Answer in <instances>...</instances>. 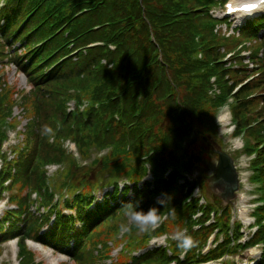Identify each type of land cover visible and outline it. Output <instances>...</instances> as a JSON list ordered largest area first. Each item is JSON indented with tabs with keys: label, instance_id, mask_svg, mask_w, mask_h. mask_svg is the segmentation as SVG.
<instances>
[{
	"label": "trees",
	"instance_id": "obj_1",
	"mask_svg": "<svg viewBox=\"0 0 264 264\" xmlns=\"http://www.w3.org/2000/svg\"><path fill=\"white\" fill-rule=\"evenodd\" d=\"M216 4L215 0H0V58L14 62L36 89L32 103L37 122L29 132L32 151L18 166L13 199L19 205V215L29 206V197L21 195L24 190L37 192L42 205L49 208L42 219L26 215L19 222L20 218L12 215L15 220L10 231L0 235V243L19 239L21 264H33L24 246L27 238L69 255L78 264L90 262L95 242L103 235L108 241L116 238L120 230L112 222L134 201H139L144 211L157 206L161 215L171 211L174 218L168 216L159 231L141 233L131 225L126 234L131 251L155 234L174 233L185 226L194 245L179 264L215 259L227 251L226 242L207 257L197 252L214 226L204 227L206 211L200 229L192 230L196 204L185 203V194L177 184L183 173L207 166L210 146L219 144L215 112L231 97L236 134L248 136L245 152L256 154L253 170L264 196V110L258 109L264 101V55L251 57L261 70L259 77L232 93L248 73L224 61L220 49H232L235 37L214 32L217 21L209 11ZM15 44L19 47L12 53ZM260 49L264 52V46ZM73 52L76 63L69 59ZM213 77L219 90L215 97L209 95ZM0 88L2 119L8 109L4 105L8 90L1 82ZM55 90L57 101L50 105L56 100ZM71 98L77 103L87 99L88 109L66 113L64 105ZM45 126L51 132L45 133ZM2 138L0 128V143ZM66 139L75 142L84 160L92 158L91 151L107 153L81 167L62 147ZM48 162L65 167L52 182L55 193L68 194L60 204H53V194L46 187L42 166ZM146 164L154 178L150 191L147 184L137 187L146 174ZM124 180L133 184L132 197L116 201L117 195L112 193L109 197L114 206L105 203L89 209L96 192L116 189ZM162 192L169 194L163 207L153 202V196ZM213 203L222 207L218 201ZM59 205L75 216L61 215ZM221 210L225 217L228 208ZM53 212L55 220L39 234ZM256 216L260 225L252 243L264 241V206ZM215 227L223 233L228 229L222 218ZM107 242L101 241L106 248L103 257L109 253ZM172 250L175 259L181 250L177 242ZM132 261L167 264L170 258L153 251Z\"/></svg>",
	"mask_w": 264,
	"mask_h": 264
},
{
	"label": "rangeland",
	"instance_id": "obj_2",
	"mask_svg": "<svg viewBox=\"0 0 264 264\" xmlns=\"http://www.w3.org/2000/svg\"><path fill=\"white\" fill-rule=\"evenodd\" d=\"M217 11V10H216ZM218 12H219V10L217 11V14H218ZM216 14V15H217ZM218 16V15H217ZM262 18H264V15L263 16H261ZM263 20H255V21H253L252 22V24L251 25H259L261 22H262ZM244 23V20L243 21H240L238 24L236 23V22H231V26H236V25H238V26H240V25H242ZM222 27V29H224L225 28V26H224V24L221 26ZM262 32L264 33V25H263V27H262ZM1 42V41H0ZM263 44H264V42H263ZM257 47V46H256ZM255 47V48H256ZM0 50L2 51L3 50V48H2V43H0ZM251 51V50H250ZM70 61H72V62H74V63H76L77 61H74V59H73V56L71 55L70 56ZM54 94H55V96H56V100L55 101H52L51 103H50V105L52 104H54L56 101H57V97H58V93H57V91L55 90L54 91ZM34 97H35V94H33L31 97H30V101H32L33 99H34ZM81 101H83V102H87L88 103V107H89V102H88V100L87 99H81ZM29 107V105H27L26 104V108H28ZM88 109V108H87ZM223 133V130L220 132V135L223 137V138H225V136L222 134ZM224 141L226 142V139H224ZM226 144H227V142H226ZM103 151V150H102ZM91 154H92V158L89 160V163H88V165L91 163V161L93 160V159H96V158H101V153H100V151L99 152H96V151H91L90 152ZM103 154H106L107 153V150H104L103 152H102ZM215 161H216V159L214 158L212 161H208V165H207V168H206V171L207 172H204V175H205V177H207V176H210L212 173H213V171H214V164H215ZM254 181H256L259 185H261V182H260V180L258 179V178H255L254 179ZM257 184V185H258ZM263 192V190L262 189H258L257 190V193L261 196V193ZM261 202L263 203L264 202V198L262 197L261 198ZM0 227H1V225H0ZM136 238H141V236L140 235H138V234H136ZM101 241H105V242H107L108 241V238L105 236V235H103L102 236V239L101 240H97L96 242H95V244H94V249L99 245V244H101ZM126 239L125 240H122L121 242L122 243H126ZM40 248V247H39ZM31 249V248H30ZM41 250H39V249H31L32 250V252H34V255H35V257H36V259H37V261H41L43 264H71V263H69L68 262V259L67 258H65L64 257V261H59L58 259H60V257H59V255H54V254H51V252H50V250L49 249H47V248H40ZM130 254V249L127 247V246H125V249H124V251H123V253L121 254V256L122 257H124V258H127L128 257V255ZM231 262H234L235 261V258L233 257V258H231V260H230ZM228 263H230V262H228ZM0 264H17V259H16V248L15 249H13L12 247L10 248V247H8L6 244L5 245H3L2 246V254H1V256H0ZM107 264V263H106Z\"/></svg>",
	"mask_w": 264,
	"mask_h": 264
},
{
	"label": "clouds",
	"instance_id": "obj_3",
	"mask_svg": "<svg viewBox=\"0 0 264 264\" xmlns=\"http://www.w3.org/2000/svg\"><path fill=\"white\" fill-rule=\"evenodd\" d=\"M213 79L215 78L213 77ZM44 132H51V129L45 126ZM121 187H123V185H121ZM166 196H169V194L162 192L160 197H157V204L159 206H164V198ZM125 215L131 221V223L136 225L139 232L141 233L157 228L162 223V221L167 218V216H162L160 214V210L157 206H152L147 211L140 209L139 201L128 202L126 204ZM168 216H172L174 218V213L170 211ZM121 230L123 232H128L129 227L127 225H121ZM173 239L177 241V247L183 250H188L194 245L193 238L188 233L187 228H177Z\"/></svg>",
	"mask_w": 264,
	"mask_h": 264
},
{
	"label": "water",
	"instance_id": "obj_4",
	"mask_svg": "<svg viewBox=\"0 0 264 264\" xmlns=\"http://www.w3.org/2000/svg\"><path fill=\"white\" fill-rule=\"evenodd\" d=\"M212 152L217 155L218 160L215 173L208 179V188L214 198H219L224 203H228L234 198L237 189V175L232 159L225 153L212 147Z\"/></svg>",
	"mask_w": 264,
	"mask_h": 264
},
{
	"label": "bare ground",
	"instance_id": "obj_5",
	"mask_svg": "<svg viewBox=\"0 0 264 264\" xmlns=\"http://www.w3.org/2000/svg\"><path fill=\"white\" fill-rule=\"evenodd\" d=\"M233 1H236V4H235V6H237L239 3H241V1L240 0H233ZM31 248H33V249H36L37 247L36 246H34V245H31ZM59 261H64V259L63 258H60V259H58Z\"/></svg>",
	"mask_w": 264,
	"mask_h": 264
},
{
	"label": "snow or ice",
	"instance_id": "obj_6",
	"mask_svg": "<svg viewBox=\"0 0 264 264\" xmlns=\"http://www.w3.org/2000/svg\"><path fill=\"white\" fill-rule=\"evenodd\" d=\"M255 6L254 5H251V4H249V5H245L244 6V10L245 11H248V10H251L252 8H254Z\"/></svg>",
	"mask_w": 264,
	"mask_h": 264
}]
</instances>
